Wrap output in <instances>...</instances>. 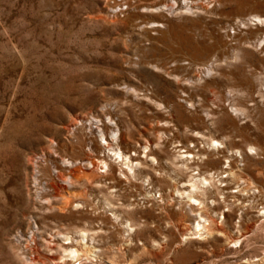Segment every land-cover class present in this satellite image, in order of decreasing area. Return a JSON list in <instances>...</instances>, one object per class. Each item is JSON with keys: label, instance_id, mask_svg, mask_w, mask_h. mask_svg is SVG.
Here are the masks:
<instances>
[{"label": "rangeland", "instance_id": "rangeland-1", "mask_svg": "<svg viewBox=\"0 0 264 264\" xmlns=\"http://www.w3.org/2000/svg\"><path fill=\"white\" fill-rule=\"evenodd\" d=\"M190 5L0 0V264H53L63 254L60 233L79 238L83 230L100 251L69 264H264V22L248 20L264 19V0ZM102 129L121 151L143 156L153 147L170 165L188 139L230 143V151L249 152L235 170L263 195L234 197L230 185L209 210L227 235L185 240L193 224L167 175L153 171L144 186L109 189L97 176L73 186L58 179L59 169L71 174L62 159L112 152ZM73 133L86 138L80 152L69 143ZM54 182L67 189L54 195ZM84 191L90 201L77 208ZM63 194L79 196L76 204L63 207Z\"/></svg>", "mask_w": 264, "mask_h": 264}, {"label": "bare ground", "instance_id": "bare-ground-1", "mask_svg": "<svg viewBox=\"0 0 264 264\" xmlns=\"http://www.w3.org/2000/svg\"><path fill=\"white\" fill-rule=\"evenodd\" d=\"M182 4L184 7H187V8L191 7V5L188 4L187 0L182 1ZM248 20L251 24H254V25H260V24L263 25V22H264V19L259 15H252L249 17ZM198 64L202 65L203 63L198 62ZM206 70L205 72L207 74L209 73L212 74L211 72L212 64L211 66H208ZM112 125L113 124H111L110 126ZM109 130H110V134H111L110 136H111L112 141L116 139L119 140L120 134L117 132V130L115 131L113 126ZM101 136H102L103 142L105 140L107 147L108 148L112 147V148H109V150H111L112 152L111 153L108 152L107 154L105 153L102 155L101 150L93 149L91 150L92 153L82 154L81 157L74 159L73 161H70V159L66 160V158H64L62 159V162L65 164V166H67L69 170L67 171V173L70 172L71 174L70 176L67 175L69 177L67 178L65 175V169H59L57 173L58 179H60L61 181H66L69 184V186H73L75 183L80 182L82 179L89 180L92 177L97 176V180H95L94 182L97 183L98 186H103L109 189V188H114L116 184H120L122 182L128 183L131 186L133 185L134 187H136L137 186L136 182L139 183V180L142 183V186H144L145 184L144 182L146 180L149 182L152 181L153 171H156V174L159 172L161 177L167 175V177L170 178V182L173 185L174 191H176L182 197L181 198L182 200L179 201V203L181 204L180 206L181 209L182 210L185 209V211L189 215L188 221L192 222L193 224V231L191 232V236L188 235L187 237L183 238L185 240L196 239L198 237L201 238L203 235H205L204 236L205 238H207V236L213 237L215 234L227 235L224 229L219 227L220 224L218 220H215L214 218L216 216L218 217L217 215L218 213L212 214L210 213L209 210H210V205L213 206L216 203V200L213 198H215V196L219 195L220 193L222 194L223 190L225 189L229 190L230 185L232 184L237 185L236 186L237 189L235 191L234 190L230 191L233 193V195L235 193H240L238 195H235L234 197L242 198V196H245V195L257 197L258 195L259 196L263 195L261 194V190L254 189L253 184L249 180L247 181L245 179H242L243 177L240 171L235 170L236 168L235 163L238 161V158L243 159L245 157H248L249 152L242 151V150L239 151L237 149H236L237 151H234V152L230 151V143L225 144L224 143L225 141L223 142L215 137L211 140V143L206 142V144H204V146L202 147H199V144H203L201 143L203 141L200 142V140L198 139L186 140V142L180 145L181 146L179 149L180 154L176 157L174 164L170 165V164L165 163L164 160L161 159L160 156H158L160 154L159 150H156L153 147L149 148L150 143H147V145L144 146V148H149L148 152H146L145 155L142 156L141 150H135L136 153L133 155L131 154L132 150H127L126 148L124 150L122 149L121 151V149H119V146L116 143H114L116 144V146H114L113 142L108 140L107 136L105 135V131L103 129L101 131ZM70 138L71 140L69 143L73 147L74 151L80 152L81 150H78L76 148L84 147L86 143V138L84 136H80L74 133L71 134ZM192 142L193 143L197 142L198 144H194V146L191 147L188 145V143H192ZM94 145L96 148L97 147L101 148L100 144L98 145L97 143L94 142ZM52 146H53V143H52ZM142 147L143 145H141L140 148ZM249 148L253 150V146H250ZM53 151H54V148H53ZM113 156H116V158H113ZM220 157H223L225 158V160H227L223 162L222 164L223 166H220L222 163V160ZM112 158L119 159L121 162L119 165L117 164L119 166L118 167L119 174L118 172H116V165L113 163L114 161H112ZM154 160H157V164L152 163V161ZM82 162H85L83 164L84 166L87 165L86 162L89 163L91 165L90 167L93 168L95 175H90L91 173L89 174V173H86L84 169L82 170L83 168ZM224 164L226 165L225 167H224ZM103 165L107 169L101 170ZM187 169L191 170V174L189 175V178L186 179V176L183 173ZM171 172H175V176L180 175L183 178L181 179L178 178L177 180L176 177ZM52 188H53L52 191L54 195L58 194L60 189H64V190L67 189L66 186L61 185L59 182H54L52 184ZM148 190H145V192L147 191L146 194L142 192L140 193V195L144 194L143 195L144 199L145 198L148 199L147 194L150 193V191ZM81 196H83L84 198L83 201L82 202L77 201V204H76L75 203L76 201L74 200V198H78L79 196L75 195L74 197H71V196H65L63 194L61 196L63 207L74 206V203L76 204L75 206L77 208L84 207L85 205L89 203L90 196L85 191L84 193L81 194ZM133 198L134 200H136L135 197ZM169 198H170L169 201L170 200L173 202L175 201L174 197L171 196ZM163 201H164V198L162 202ZM128 205L130 206L131 204H128ZM112 214L116 218V220L120 219L118 218L116 211L115 212L113 211ZM261 214L264 216V210L261 212ZM223 218L225 219V216H223ZM126 227L130 231L134 230L131 227L130 222H127ZM60 234L61 236L60 237L58 236V237L60 239H63V241H65V242L62 241L63 243L59 245L60 249H62L63 251V254L60 256L59 259H55V258L52 259L53 264H69L67 262L68 260L69 261L72 259L75 260V258L77 259L82 256H86V257L97 256L100 251L94 245V237L90 236L87 230L80 231L79 238H76V236L74 235H70L71 233L70 234L60 233ZM247 263L258 264L256 260L248 261Z\"/></svg>", "mask_w": 264, "mask_h": 264}, {"label": "built area", "instance_id": "built-area-1", "mask_svg": "<svg viewBox=\"0 0 264 264\" xmlns=\"http://www.w3.org/2000/svg\"><path fill=\"white\" fill-rule=\"evenodd\" d=\"M182 1H184V0H182ZM187 1H188V4L190 5L191 4V0H187ZM210 1L217 2V0H210Z\"/></svg>", "mask_w": 264, "mask_h": 264}]
</instances>
